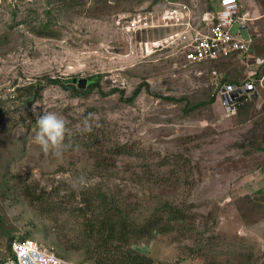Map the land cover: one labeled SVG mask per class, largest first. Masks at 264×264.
<instances>
[{"label":"rangeland","instance_id":"1","mask_svg":"<svg viewBox=\"0 0 264 264\" xmlns=\"http://www.w3.org/2000/svg\"><path fill=\"white\" fill-rule=\"evenodd\" d=\"M174 1L198 28L218 6ZM241 1L252 68L186 62L162 0H0V262L32 238L82 264H264V0ZM250 70L259 94L227 115L218 87ZM44 111L59 158L34 141Z\"/></svg>","mask_w":264,"mask_h":264},{"label":"built area","instance_id":"2","mask_svg":"<svg viewBox=\"0 0 264 264\" xmlns=\"http://www.w3.org/2000/svg\"><path fill=\"white\" fill-rule=\"evenodd\" d=\"M171 5L164 11L161 19H175L173 23L165 22V25H182L183 29L172 37H177L182 44L184 59L188 63L216 62L232 56H237L244 65L252 68L261 65L255 59L253 48L255 37L249 31V21L252 19L249 12L244 11L241 0H218L217 8L205 16L206 23L201 28L195 27L190 21L188 5L182 1L162 0ZM150 19L139 15L128 22L131 29L140 26L151 27ZM238 28L234 32V25ZM156 25V24H155ZM246 30V35L242 30ZM254 59V60H253ZM255 70L245 74L244 79L238 81H226L222 83L216 92V100L227 115L235 114L238 108L251 101L259 94L260 86L254 78ZM45 253L41 258L42 264H82L75 263L53 251L42 247L35 239L18 238L11 244V255L0 264H26V257L33 249ZM84 264V263H83ZM89 264V263H88ZM102 264V263H94Z\"/></svg>","mask_w":264,"mask_h":264},{"label":"clouds","instance_id":"3","mask_svg":"<svg viewBox=\"0 0 264 264\" xmlns=\"http://www.w3.org/2000/svg\"><path fill=\"white\" fill-rule=\"evenodd\" d=\"M90 115L84 119L83 130H92L89 123ZM36 125L35 143L45 154L51 153L58 158L61 157L67 133L65 120L55 112L44 111L42 115L37 114ZM81 183H84L83 178H81ZM44 255L42 251L33 248L26 257V264H42L41 258Z\"/></svg>","mask_w":264,"mask_h":264},{"label":"trees","instance_id":"4","mask_svg":"<svg viewBox=\"0 0 264 264\" xmlns=\"http://www.w3.org/2000/svg\"><path fill=\"white\" fill-rule=\"evenodd\" d=\"M74 79H76V78H74ZM74 79H72V80H68V81H70V82H76V81H74ZM93 79V78H92ZM91 79V80H92ZM49 80L51 81V82H55L56 80L54 79V78H49ZM141 91V88H140V86L135 90V92H134V96H136L139 92ZM133 96V97H134ZM99 239H101V240H103V239H105V237H103V236H101V237H99ZM108 255V260H110V261H113V262H117L118 260H117V255L115 254V253H109V254H107ZM104 256H102V258H103ZM96 263H102V264H104V262H102V261H99V262H96Z\"/></svg>","mask_w":264,"mask_h":264},{"label":"water","instance_id":"5","mask_svg":"<svg viewBox=\"0 0 264 264\" xmlns=\"http://www.w3.org/2000/svg\"><path fill=\"white\" fill-rule=\"evenodd\" d=\"M74 81H76V79H74ZM86 78H80L79 80H78V85L80 86V87H84L85 86V84H86Z\"/></svg>","mask_w":264,"mask_h":264},{"label":"crops","instance_id":"6","mask_svg":"<svg viewBox=\"0 0 264 264\" xmlns=\"http://www.w3.org/2000/svg\"><path fill=\"white\" fill-rule=\"evenodd\" d=\"M242 2V1H241ZM243 6H244V4H243ZM244 11H246V12H249V14H250V11H249V9H246L245 7H244ZM249 31L253 34V32H252V30H251V26H250V22H249ZM254 35V34H253Z\"/></svg>","mask_w":264,"mask_h":264}]
</instances>
